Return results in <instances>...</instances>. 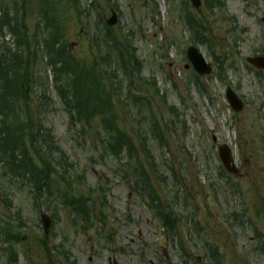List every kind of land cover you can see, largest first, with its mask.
<instances>
[{"label": "rangeland", "instance_id": "1", "mask_svg": "<svg viewBox=\"0 0 264 264\" xmlns=\"http://www.w3.org/2000/svg\"><path fill=\"white\" fill-rule=\"evenodd\" d=\"M54 1L62 43L66 48L74 44L67 55L87 73L81 75H88L85 87L109 95L115 124L130 138L168 211L172 207L181 218L171 240L146 195L136 191L124 157L105 152L99 121L87 130L70 123L35 43L39 34L47 39L38 29L37 0H27L22 8L19 1V11L10 13L19 28L26 26L25 49L35 56V85L24 93L34 128L50 132L52 147L64 160L56 153L52 157L55 172L44 192L20 177L4 176L0 163V264H184L183 251L192 258L189 264H217L214 248L221 264H264V255L256 252L264 245V72L257 76L244 66L246 58L264 51V0H219L221 8L211 13L203 2L199 10L192 9L188 0H78L76 9L70 0ZM13 3L0 0V11ZM112 6L118 19L112 34L120 41L119 32L130 37L143 63L141 77L151 84L135 79L128 91L121 73L110 77L97 58L101 53L93 38L106 32L102 27ZM184 6L194 16L184 15ZM188 19L200 21L204 45L192 39V32L198 35L189 31ZM9 36L0 35V47L10 43ZM189 46L199 49L213 71L216 59L225 54L237 70L225 62L224 82L212 74L196 85L185 56ZM104 68L108 74L98 72ZM228 86L244 103L239 113L225 100ZM224 145L232 151L237 176L221 173L217 149ZM61 193L87 197L94 205L89 221L77 223ZM41 214L55 221L46 236ZM16 235L18 243L11 241ZM48 249H53V259ZM61 250L69 253L68 262Z\"/></svg>", "mask_w": 264, "mask_h": 264}, {"label": "trees", "instance_id": "2", "mask_svg": "<svg viewBox=\"0 0 264 264\" xmlns=\"http://www.w3.org/2000/svg\"><path fill=\"white\" fill-rule=\"evenodd\" d=\"M26 2L27 0H21V6L25 7ZM70 2V6L76 9L78 0H70ZM204 4V8L210 13L221 6L219 0H204ZM54 5H56L54 0H37V25L42 34H47V39H42V58L46 68L51 70L54 85L62 103L68 108L71 123H78L83 130H87L92 128L95 119L99 121L105 152L114 158L125 154L127 161L125 167L131 170L134 178H137L135 188L148 194L151 205L159 211L164 226L171 234H174L176 222L179 220L178 215L172 207L169 214L163 212L164 203L157 195L149 175L138 162L136 149L128 135L115 124L116 116L111 110L109 95L107 94L105 98V93L100 96L97 95V90L94 92L93 89L85 87L87 83L83 81L88 75H81L86 72H82V69L67 55V48L62 43L63 30L56 21V9L55 12L53 11ZM10 6L7 5L0 11V35L3 36L4 32L10 33L15 45L14 51L5 44L0 47V161L6 171H9V174L6 172L4 176L20 177L38 192H44L49 189L50 176L55 172L51 164L52 157L59 154V159L64 160V154L57 148L53 149L50 133L41 126L34 128V124H31L33 121L24 89L29 88L31 84L35 85L33 64L35 56L33 57L30 49L29 53L25 49L28 46L27 28L25 25L19 28V24L14 21L10 13L11 9L14 12L18 10L15 5ZM185 14L194 16L189 11ZM186 22L198 35V37L194 36L195 42L204 45V35L200 32L203 26L200 25V21L188 19ZM105 30V34L94 38V41L97 42L102 55V59L99 60L106 65L110 72L109 76L117 77V74L121 73L122 82L129 88L136 81L135 79L139 82H149L141 77L143 63L135 56L130 37L119 32L120 41L117 35L112 34L113 29L106 27ZM123 42L126 43L125 47L122 45ZM228 59V55L225 54L217 61H222L224 64ZM106 68L103 71L98 69V72L105 75ZM18 116L23 117V121L21 120V124H14ZM141 147L145 157H149L150 151L145 139ZM32 154L40 161V165L35 162ZM63 200L76 217L88 218L91 211L88 198L83 196L68 198L64 195ZM13 238L12 241L15 243L20 241L17 235Z\"/></svg>", "mask_w": 264, "mask_h": 264}, {"label": "water", "instance_id": "3", "mask_svg": "<svg viewBox=\"0 0 264 264\" xmlns=\"http://www.w3.org/2000/svg\"><path fill=\"white\" fill-rule=\"evenodd\" d=\"M190 3L196 9H198L201 4L200 0H190ZM115 23L116 17L113 15L112 18L107 22V25L113 26ZM186 56L196 74H198L200 77L208 76L210 74V66L206 64L202 55L198 52L196 48H188ZM247 62L258 69H264V58L248 59ZM226 99L234 111L240 112L242 110V104L230 90H228L226 93ZM218 152L225 169L230 173H236V169L234 165H232V158L227 147L224 146L219 148ZM42 224L44 226V230L47 232L50 223L49 219L46 216H42Z\"/></svg>", "mask_w": 264, "mask_h": 264}]
</instances>
